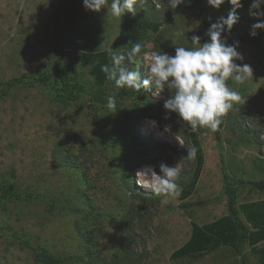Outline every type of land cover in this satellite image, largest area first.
<instances>
[{
  "label": "rangeland",
  "instance_id": "1",
  "mask_svg": "<svg viewBox=\"0 0 264 264\" xmlns=\"http://www.w3.org/2000/svg\"><path fill=\"white\" fill-rule=\"evenodd\" d=\"M251 4L241 0L239 20L222 39L228 45L238 42L243 59L234 62L249 65L252 78L227 82L243 99L222 121L219 135L198 131L205 164L193 194L182 200L155 195L137 176L145 166L160 174L161 163L180 168L181 189L193 176L194 159L187 158L190 130L163 106L170 90L157 95L149 85L136 92L108 80L106 91L117 104L112 112L92 104L89 68L73 59L76 52H127L122 18L108 8L87 10L83 0H0V183L39 198L0 191V264H40L31 252L37 245L74 257L67 264H91L122 244L132 262L121 264H256L246 246L241 254L222 248L196 260L172 259L189 240L193 223L229 213L231 195L237 205L264 200L263 192L245 183L264 180V167H255L257 158L264 159V29L250 36L252 25L264 20L253 13L264 12V5L250 11ZM144 5L160 27L142 45L148 55L129 65L141 81L149 78L151 52L175 55L176 46L193 47L194 35L201 44L209 41L203 21L226 18L233 7L229 0L218 9L208 0H185L175 9L167 0H145ZM178 31L186 39L177 37ZM58 69L81 92L73 90L66 100L64 86L40 80ZM20 77H25L22 82L7 86ZM144 91L155 102L143 100ZM111 115L123 120L117 129L108 126ZM126 123L139 133L137 139L127 135ZM130 146L143 161L134 170L126 168L123 155Z\"/></svg>",
  "mask_w": 264,
  "mask_h": 264
},
{
  "label": "clouds",
  "instance_id": "2",
  "mask_svg": "<svg viewBox=\"0 0 264 264\" xmlns=\"http://www.w3.org/2000/svg\"><path fill=\"white\" fill-rule=\"evenodd\" d=\"M184 2L185 0H167V5L175 9ZM229 2L233 7L227 17H220L210 25L207 31L209 41L201 44L200 37L194 35L193 47L176 46L175 55L161 50L151 52L146 68L148 79L141 81L139 72L129 67L136 62L138 56L142 59L148 55L142 52L143 46L139 42L132 44L125 53L113 51L111 64L102 65L101 71L117 88L139 92L151 85L157 95L165 88L169 89L171 94L163 105L168 113L177 114L192 133L201 129L216 132L223 118L243 99L227 82L234 80L243 83L249 77L252 78L253 74L249 65L234 62L243 59L236 50L238 42L228 45L222 39L225 30L230 32L239 20L237 9L241 6V0ZM144 3L145 0H83L87 10L100 12L101 9L108 8L116 18L129 13L135 15ZM224 3L225 0H208V4L217 9ZM261 5H264V0H252L250 11L259 10ZM253 14L264 15V12ZM260 29H264V20L252 25L250 36L255 37ZM176 36L185 38L181 31L176 32ZM106 107L112 112L117 111L115 96L107 98ZM152 123L155 124V121ZM195 156L196 148L192 147L187 151V158L195 159ZM159 167L160 174H157L153 166H145L137 176L143 179L144 187L153 189L155 195L179 197L182 191L177 182L180 168L165 163H161Z\"/></svg>",
  "mask_w": 264,
  "mask_h": 264
},
{
  "label": "trees",
  "instance_id": "3",
  "mask_svg": "<svg viewBox=\"0 0 264 264\" xmlns=\"http://www.w3.org/2000/svg\"><path fill=\"white\" fill-rule=\"evenodd\" d=\"M141 8L142 10L138 8L135 15L129 13L121 17L125 26L122 38L124 41V50L126 51L130 50L132 44L136 42L143 45L150 32H158L159 30L160 25L146 14L148 12L146 9L147 6L145 8L143 4ZM141 11H144L146 16L140 18L139 13H141ZM203 24L206 26L207 30L211 25L205 21H203ZM205 42L207 41L205 40L204 43ZM61 53L62 51L60 54ZM73 59L82 67L89 68V75L92 77L90 85L92 104L106 107L107 98L110 95L106 91L108 79L106 78V74L101 71V66L104 64H111V52L107 50L76 52L73 55ZM55 73L46 72L40 77V80L43 83H51L52 81L64 86L66 97H64V99L66 100L68 99V95L73 93V90L81 92L77 87V83L72 85L75 80L66 75L62 69L56 70ZM24 78L25 77L16 78L9 82L7 86H15L22 82ZM141 96L143 100L145 98L150 103L155 102L146 91H144L143 94L141 93ZM122 121L121 116L111 115L108 117L107 122L109 123L108 126L111 128L116 126L117 129L119 122ZM226 121L227 117L225 116L223 122ZM125 127L127 131L130 124L126 123ZM138 134L139 133L134 129L127 131V135H130L133 140L138 138ZM216 134L219 135L218 130ZM188 139L191 143V148H196V156L194 159L193 176L188 183L184 185L180 194L182 200L189 198L193 194L205 164L204 152L199 141L198 132H189ZM123 155L126 159V168H132L134 170L135 168H140L143 164L141 163L143 161L135 157V149L132 146L127 147L123 151ZM255 167L258 168V170H262L264 167V159L257 158L255 160ZM245 183L251 186V189L264 193V180H253ZM0 191H2L5 196H23L26 198L31 197L32 199H39L33 193L25 194L19 192L13 185L5 187L0 183ZM244 246L251 249L256 259V264H264V200L241 202L237 205L234 195H231L229 199V213L224 217L202 225L193 223L189 240L172 254V259L180 260L189 258L196 260L222 248L233 249L236 253L241 254ZM31 252L36 262L40 264H67L74 259V257L53 254L41 245L31 247ZM128 261L130 263L132 262L130 251L126 244H122L115 254L99 255L91 264H121L122 262Z\"/></svg>",
  "mask_w": 264,
  "mask_h": 264
}]
</instances>
